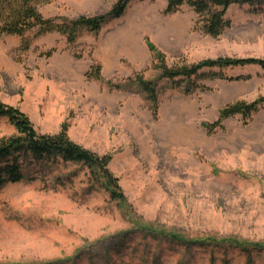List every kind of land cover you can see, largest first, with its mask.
Returning a JSON list of instances; mask_svg holds the SVG:
<instances>
[{
    "label": "rangeland",
    "instance_id": "obj_1",
    "mask_svg": "<svg viewBox=\"0 0 264 264\" xmlns=\"http://www.w3.org/2000/svg\"><path fill=\"white\" fill-rule=\"evenodd\" d=\"M116 0H52L46 18L96 16ZM130 0L123 14L72 43L53 31L0 39V103L35 130L111 155L113 198L80 164L56 163L31 181L0 188V264H264V106L209 132L227 104L264 97L258 65L204 70L190 80L158 79L145 39L168 65L219 57L264 59V10L232 5L218 36L195 27L182 6ZM53 50L51 54H47ZM100 65L102 80L89 78ZM218 73V74H216ZM154 81L157 114L136 85ZM15 133L0 117V138ZM34 172V171H33Z\"/></svg>",
    "mask_w": 264,
    "mask_h": 264
},
{
    "label": "trees",
    "instance_id": "obj_2",
    "mask_svg": "<svg viewBox=\"0 0 264 264\" xmlns=\"http://www.w3.org/2000/svg\"><path fill=\"white\" fill-rule=\"evenodd\" d=\"M52 0H0V39L5 36L22 38L20 49L28 50L31 41L24 38L29 32L34 37L49 32H59L68 42H74L82 31H98L107 21L120 17L130 0H116L105 14L96 16H79L75 19L63 17L46 18L39 8ZM165 12L173 13L182 6H188L195 13V27L211 36L220 35L231 26L226 17L228 9L235 4L257 5L264 10V0H165ZM146 46L152 54L154 67L159 70L158 79L174 81L177 78L190 80L204 75V70L233 68L245 65H258L264 69V59L219 57L204 59L195 63L168 65L164 54L148 39ZM49 50L47 54H51ZM218 74V73H216ZM87 77L102 80L100 65L91 66ZM111 88L122 89L124 85L139 87L152 105V113L157 114L158 90L154 81L142 74L124 79L122 83H107ZM264 106V97L251 103L236 101L225 105L212 124H207L209 132L221 129L223 121L236 114L249 115ZM0 117L8 119L15 133L0 138V188L6 183L34 180L38 173L50 170L59 162L75 163L87 167L92 179L103 183L113 198L123 197L117 178L108 170L111 155L99 156L81 145L73 142L67 135L66 127L59 132L42 134L35 130L28 116L17 108L0 103ZM34 171V172H33Z\"/></svg>",
    "mask_w": 264,
    "mask_h": 264
}]
</instances>
